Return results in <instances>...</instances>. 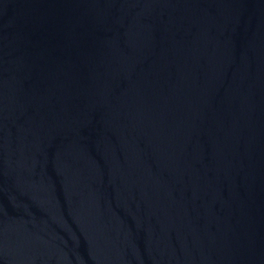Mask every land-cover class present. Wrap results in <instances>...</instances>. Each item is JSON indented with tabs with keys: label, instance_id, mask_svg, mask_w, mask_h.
I'll return each mask as SVG.
<instances>
[{
	"label": "water",
	"instance_id": "water-1",
	"mask_svg": "<svg viewBox=\"0 0 264 264\" xmlns=\"http://www.w3.org/2000/svg\"><path fill=\"white\" fill-rule=\"evenodd\" d=\"M0 264H264V0H0Z\"/></svg>",
	"mask_w": 264,
	"mask_h": 264
}]
</instances>
